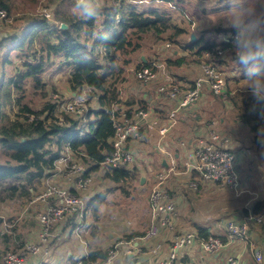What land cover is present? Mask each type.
Listing matches in <instances>:
<instances>
[{"label":"built area","instance_id":"2783aa9c","mask_svg":"<svg viewBox=\"0 0 264 264\" xmlns=\"http://www.w3.org/2000/svg\"><path fill=\"white\" fill-rule=\"evenodd\" d=\"M73 1L77 4V0ZM113 1L118 5L116 25L121 20L122 2L138 6L154 2L165 6L162 0ZM169 6L175 8L173 5ZM40 16L55 22L53 13L48 8H44ZM11 22L9 12L0 8V26ZM191 28L192 33H195L198 28L196 21H191ZM223 42L229 43L231 48L217 47L206 51L201 57L194 56L198 64L194 79L179 76L167 63L168 60L175 61L179 55L173 50L171 42L164 46L169 49V57L166 59L153 58L131 64L125 69L120 85L118 84V98L110 106L113 125L110 142L113 152L105 157L100 168L125 169L137 174L136 169L142 159L153 161V156L159 159L149 197L151 226L141 238L122 239L113 243L107 249L106 257L95 264H137L141 257H152L153 251H150L148 244L160 236L162 229L172 232L176 226L180 213L176 199L177 189L181 188L182 192L183 185L198 191L202 184L209 183L219 185L237 196L242 193L243 181L238 167L240 156L229 149L231 139L218 129L215 120L206 122L200 133L190 138L177 134L184 113L194 105H199L207 91L210 90L217 96L227 94L228 80L235 77L234 70L228 66L232 59L239 61V67H249L253 64L245 59L239 34H228ZM101 50L105 55V51ZM133 82L139 84L137 88L132 85ZM95 94L94 90L86 85L73 91L69 99L55 94L51 101L55 105L56 122L63 125L66 122V114L75 116L87 112L90 97ZM34 118L30 116V120ZM65 150L67 153L59 159L54 172L41 180L28 202L32 213L38 211V241L22 246L17 252H7L2 257V264H35L39 259L46 261L45 258L50 256L51 250L41 244L47 241L54 227L70 218L85 217L88 206L86 194L93 179L87 168L73 160L74 155L69 144ZM149 170L153 173L152 167ZM67 180H72L70 186L65 187L58 183ZM175 180L182 181V184L173 186ZM262 225L264 205L257 213L250 209L242 221L228 220L225 224L227 239L213 234L208 238H200L197 232L178 233L172 238L168 256L151 264H182L180 252L196 242L200 243L202 250L207 254L217 255L229 244L237 241L249 244L257 263L263 264L262 252L250 240L252 227ZM227 262L240 264L239 257L235 255L229 256Z\"/></svg>","mask_w":264,"mask_h":264},{"label":"trees","instance_id":"16d2710c","mask_svg":"<svg viewBox=\"0 0 264 264\" xmlns=\"http://www.w3.org/2000/svg\"><path fill=\"white\" fill-rule=\"evenodd\" d=\"M162 1L166 4L163 9L160 6L144 9L122 2L118 25L115 24L118 5L113 0H94L91 5L95 15L91 18L82 16L77 4L69 2L72 11L63 9L62 5L55 13L51 10L55 22L44 16H28L6 23L9 33L0 41V50L10 49L7 56L0 54V195L30 198L31 190L54 172L57 162L65 155L67 144L72 154L89 166L87 172L100 169L105 157L113 152L110 106L118 98V84L125 69L133 63V55L143 48L149 37L160 43L169 41L182 45L199 57L213 48H231L227 42L208 38L209 31L219 32L216 27L205 31L194 43L184 41V36L191 35V22L187 21L186 27L177 24L174 13L188 15L186 0ZM0 8L11 13L4 0H0ZM62 24L67 28L62 29ZM232 55L235 57L234 52ZM58 57L61 69L68 72L73 91L86 85L96 93L100 110L96 112L95 122L83 126L80 119L65 116L66 122L59 125L51 100L38 111L23 101L27 86L35 91L46 87L47 67L55 65ZM183 62V58L167 61L170 66H180ZM7 63L14 66L11 74L5 72ZM228 82L226 100L236 118L255 135V140L264 138V97L255 92L254 85L243 89L239 80L229 79ZM216 98L222 100L220 96ZM31 115L35 117L33 120H30ZM24 138L27 141L23 142ZM104 176L115 184H128L134 173L115 169L106 171ZM263 205L264 201L257 202L253 212H259ZM196 232L200 238L212 235L203 227H197ZM143 235L135 231L127 234L126 239L136 240ZM106 255L107 250L95 248L81 262L95 264Z\"/></svg>","mask_w":264,"mask_h":264},{"label":"rangeland","instance_id":"374dc122","mask_svg":"<svg viewBox=\"0 0 264 264\" xmlns=\"http://www.w3.org/2000/svg\"><path fill=\"white\" fill-rule=\"evenodd\" d=\"M4 1L11 8L10 15L12 20L14 19L16 20L17 18H23V17L25 18L28 16H33V17L40 16V13L44 8H48L49 10H52L55 13L61 5L63 6V9H68L69 11H72L73 8L68 7V3L74 2L73 0H4ZM93 1L94 0H91L92 5H93ZM191 1L193 4L197 3L198 5H204L205 8L199 11L197 9V6L195 5L191 6L189 3L188 5H186L189 11L188 15L183 16L181 14L174 13V18L177 24H181L182 26L186 27L188 26L187 21L191 22L194 19L197 22L200 20L205 21L204 13H203L205 9H210V7H213L223 2H227L228 0H191ZM254 4L255 7H261L262 1L256 0L254 1ZM156 6L157 7L160 6L161 9L165 8V6H162L161 4H157L154 2L148 5H143V6L139 5V7L144 9L157 8ZM167 11L172 12L169 9H167ZM213 15L214 13H212L210 16ZM190 16H193L194 19H191ZM20 22H22V20ZM211 22L212 21L209 22L210 23L209 27H212V29L217 26H220L217 20L213 19V23ZM213 34H214L213 38H215L216 33ZM199 35L200 32H197L196 34L197 38ZM209 37H211V35ZM183 38L184 41H190V37L188 38L184 36ZM168 42L169 41L160 43L157 40H154L151 37H149L144 42L143 48L133 55L132 57L133 63L131 64L134 65L140 63L141 61L143 62L142 56L145 57L146 61L153 58L166 59L167 56L169 57V53L167 52L169 49L165 48L164 46ZM254 43L256 42H250L249 40L245 41L242 39V47L244 50L246 49L248 50L250 46L253 45ZM263 47H264V42H263ZM173 50L179 53V55L174 59L175 61L181 58L184 59V62L180 66H171L174 72L177 73L179 76H185L186 78L188 77L190 78L192 76L187 75L185 73V70L191 67L190 75H193L192 79H194V77H196V74L198 72V64L197 61L194 59L195 57L193 53L191 51L183 49L182 45H176V44H173ZM9 51L10 49L0 50V54L5 53V55L6 54L8 55ZM10 53L12 54V52ZM14 54L15 53H13V55ZM172 56H174V54ZM0 58L2 57L0 56ZM60 60H61L60 57L56 58V60L54 61L55 65H50L47 67L46 75L44 76L45 80H48V84L46 85V87H43L42 89L35 91L31 86H27V90L23 101L28 103L36 111L41 110L44 104L47 101L51 100V98L55 94H59L63 99H69L72 96L73 90L71 89L68 81V72L66 69L63 70L61 69ZM234 60L236 61L235 58L231 60L232 63L231 69L234 67V65L236 67ZM0 65H1V59H0ZM254 66H250V67L242 66L239 69V72H241V74L244 75H252L256 71V67ZM13 68L14 66H10V64L7 63L5 72L11 74ZM0 71H2V69H0ZM233 76L235 77H230V79H235L237 77V72H233ZM256 84L257 86H261L262 84H264L263 78H257L253 81H250L249 83H246V85L241 84V86L243 89H248L250 86ZM132 85L135 86V88H137L139 84L133 82ZM229 88L230 87H228V89ZM95 95L90 97L87 112H84L81 115L74 116L72 114H66L65 116H70L72 118L74 117L80 119L82 121L81 125L83 126L95 122L97 120L96 112L100 110L98 98L97 95L96 96ZM226 95L227 94L221 95L220 97L222 98V100H220L216 98V96H213L212 94H208V96L202 100L203 102L201 101L199 105L196 107V109H193V114L198 113L201 114L202 116L204 115V118H206V120L207 118H215V117L219 118L218 114L222 116V115H226L227 112L230 114H234V110L232 106L226 100L227 99ZM211 100L215 101L213 109L204 112L199 108L201 104L203 105L207 102H210ZM90 110H91V114L87 115V113H89ZM215 110H217V114ZM44 117H46V114L43 115L42 118ZM235 126L237 127V125ZM243 132H247V128L244 127ZM244 148L246 149L251 148V150H255V151L259 149L255 144V142L252 141V139H250L249 141H245ZM66 153L67 151L65 150V154ZM72 158L74 161L80 162L84 168H87L89 170V166H87L80 158L76 156H73ZM158 164H159V159L155 158L154 156H153V161L142 159L136 169L137 174H134V177L132 178L131 182L130 181L128 182V184H115L107 180L104 176V173L108 170L100 168L98 171H89L90 176L92 177L93 180L90 185L89 191L86 194L88 200L87 201L88 206L86 209L85 217L83 219H80L79 216L74 217L73 223L69 222L70 220H72V218H70L68 219V221H65L54 227L47 241L42 243L41 246H47L51 250L49 260L54 259L55 256L53 254L54 252H56V249L60 247L64 248V251L62 250L59 252V255L62 254L63 257H62V261H60L61 263L60 262L53 263L52 261L51 262L47 261L46 263L72 264L74 262H77V259L80 256L78 254L80 253L81 250H83L84 253H88L91 251V249H95V248L107 250L113 243L117 242L118 240H122V239L125 240L126 235L130 234L135 230H141V232H144L145 234L146 231L148 230V227L150 226L149 212L151 211V208H150L149 197H150V191L152 185L154 184L156 167L158 166ZM150 167H152L153 173L150 172L149 170ZM58 183H61V185L67 187L70 186L72 180L70 181L67 180L66 182L59 181ZM180 184H182V181L175 180L173 186H178ZM38 185L34 188V190L33 189L31 190V197L34 195V192H36V190L38 189ZM217 190L219 193H216L215 195H210L209 197L210 201H217L220 198L228 202V198H230L232 195L229 194L228 191L222 187L220 191L218 188ZM99 195L101 196L100 198ZM6 196H7L6 193H1L0 195V216H1L0 218L3 217V219L0 220L4 221L0 229V264H2L3 255L6 254L7 252L10 251L17 252L18 250L21 249L22 246H25L26 244L32 242L36 243L38 241L37 227H36V222H37L36 217L38 211H34L32 213L29 210L28 202L31 197L20 198L19 196L16 195L13 198H5ZM226 218L228 217L226 216ZM130 222L133 223L130 224ZM70 253L74 254L72 258H69ZM46 263L43 262V259H39L38 261L35 262V264H46ZM117 264H127V263L118 262Z\"/></svg>","mask_w":264,"mask_h":264},{"label":"crops","instance_id":"0c3cea01","mask_svg":"<svg viewBox=\"0 0 264 264\" xmlns=\"http://www.w3.org/2000/svg\"><path fill=\"white\" fill-rule=\"evenodd\" d=\"M254 1L256 0H228L227 2L210 7V9H205L203 13L205 21L207 20L206 22L204 20L197 22L194 19L198 25L195 33L197 34V32H200L199 36L203 35L205 31L208 32L212 30V27H209V22L212 21L211 23H213L214 19L217 20L220 25L216 27L219 29V32L215 34L219 39L216 37L213 38L214 34L211 33V31L207 34L208 38L211 35L210 38L223 41L228 34L237 33L245 41L249 40L250 42H256L251 45L248 50L243 49L245 59L253 63L250 66L255 65V73L252 75L241 74L238 70L241 68L239 67L240 64L237 60H234L236 67L234 65L231 70L237 72V77L235 79L239 80V86H241V84L246 85V83L257 78H263L264 80V0H261V7H255ZM189 3L191 6H197L199 11L205 8L204 5H198L197 3L193 4L191 0H186V4L188 5ZM212 13H214V15L210 16ZM8 33V27L5 23L2 24L0 26V41L6 38ZM231 64L230 61V63H228L230 68ZM190 68L185 70V73L193 77V75H190ZM192 77L188 78L192 79ZM254 87L256 89L255 92L264 97V84L261 86H257L256 84ZM208 94L217 96L210 90L206 92L205 97H207ZM214 102L215 101L211 100L203 105L201 104L199 108L204 112L209 111L214 108ZM197 105H194L190 110L184 113L185 116L179 122L177 134L190 138L200 133L199 131L204 128L206 122L215 120L218 124V129L231 139V144L228 146L229 149L240 156L238 167L240 168L239 170L243 181L242 193L237 196L228 191V193L232 195L228 198V202L220 198L217 201H210V195L219 193L217 188L220 191L221 186L204 183L200 186L198 191H195L183 185V193L181 192V188H178L176 199H178L177 205L180 213L174 230L169 232L162 229L160 236L148 244L150 251H153L152 257H141L138 259L137 264H151L154 261L166 258L171 251L173 236L178 233L196 232L197 227H203L207 229L209 233L220 235L227 239L228 235L225 229L226 221L228 219L242 221L249 210L254 208L257 202L264 201V138L260 137L258 140H255V135L248 131V128L236 118L235 114L227 112L226 115L222 116L218 114L219 118H207V120L204 118V115L202 116L198 113L193 114V109H196ZM215 111L217 114V110ZM235 125H237V127ZM244 127L247 128V132H243ZM250 139H252L259 148L257 151L251 150V148H244L245 141H249ZM244 210H246L247 213H245ZM151 215L152 211L149 212L150 226ZM226 216L228 218H226ZM0 219H3V217ZM3 222L4 221L0 220V229ZM69 222L73 223V219ZM132 223L133 222H130V224ZM135 231L141 232V230ZM250 240L254 242L255 247L262 252L264 257V225L252 227L250 231ZM62 250L64 251V248L60 247L56 249V252L53 254L55 256H53L54 259L49 260L48 256L45 258L46 261L43 260V262L52 261L53 263H59L62 261L63 257L62 254L59 255V252ZM92 250L93 249H91V251ZM90 252L84 253L83 250H81L78 254L80 256L77 262L74 263L77 264L81 262ZM231 255L239 257L240 264H258L252 248L244 241H237L229 244L217 255L207 254L202 250L200 243L196 242L192 246L181 251L179 257L182 264H228L227 259ZM73 256L74 254L70 253L69 258Z\"/></svg>","mask_w":264,"mask_h":264},{"label":"clouds","instance_id":"9594fccd","mask_svg":"<svg viewBox=\"0 0 264 264\" xmlns=\"http://www.w3.org/2000/svg\"><path fill=\"white\" fill-rule=\"evenodd\" d=\"M77 8L84 17L91 18L95 15V10L91 5V0H77Z\"/></svg>","mask_w":264,"mask_h":264},{"label":"water","instance_id":"95a60500","mask_svg":"<svg viewBox=\"0 0 264 264\" xmlns=\"http://www.w3.org/2000/svg\"><path fill=\"white\" fill-rule=\"evenodd\" d=\"M61 28H62V29H66L67 26H66L65 24H62V25H61ZM196 40H197V36H196V34H195V33H191V35H190V42H191V43H194ZM142 60H143L144 62H146L144 56H142ZM22 141L25 142V141H27V139L24 138ZM142 181H143V180H142Z\"/></svg>","mask_w":264,"mask_h":264}]
</instances>
